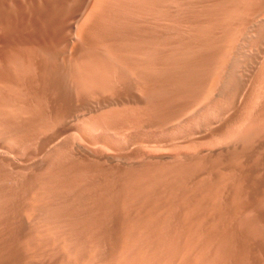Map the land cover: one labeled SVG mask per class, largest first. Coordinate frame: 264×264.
Listing matches in <instances>:
<instances>
[{
  "label": "rangeland",
  "instance_id": "obj_1",
  "mask_svg": "<svg viewBox=\"0 0 264 264\" xmlns=\"http://www.w3.org/2000/svg\"><path fill=\"white\" fill-rule=\"evenodd\" d=\"M263 10L264 0H148V2L147 0H0V156L2 159H0V199L3 200V202L0 200V238L2 239H0V264H71L72 259L73 261L76 259L78 262L87 260L85 263L89 264L97 255L100 256L99 259L97 258L98 256L96 257V259L100 261V264H152L151 261L154 258L156 259H154L153 262L157 260V264L158 261H160L161 264H192L193 261L194 264H264ZM129 12L131 14H129ZM151 12L154 15L151 14ZM124 15L125 17L129 16L125 18L123 17ZM234 15H236V17ZM120 17H123L125 20ZM238 17H241L240 21L236 20L239 19ZM35 20L38 23H35ZM241 20L247 24L244 25ZM178 21L179 23H177ZM9 23L10 25L12 23V25L17 24L18 30H20L19 32L17 30L19 35L17 32L15 33L17 37L19 36V40L22 41L17 45H7L2 42V38L5 35H10ZM210 24H212V26ZM34 25L37 27L35 26L36 28H33ZM243 25L244 29H240L243 28ZM83 28H85V30ZM238 29L241 32H239ZM37 31H39L40 34L37 33ZM248 31L250 33H248ZM50 32H52V34H50ZM76 37L78 38L77 40H75ZM233 37L234 40L236 38L235 43H233ZM249 37L250 39H248ZM73 41L75 43H73ZM72 43L75 45L72 46ZM61 47L63 48L61 49ZM231 51L233 53H231ZM51 54L56 56H52ZM64 55L67 57H63ZM60 56L62 58H60ZM84 57L87 59H84ZM101 57L103 59H101ZM83 59L85 61L82 63ZM92 59H94V61L96 59L97 61L94 62ZM45 62H51L52 64L47 63L49 65H47L48 68H46ZM247 62L249 64H247ZM104 63L106 65H104ZM77 65L79 68H77ZM112 66L114 68H112ZM255 66L257 69L254 68ZM108 67L111 72H115L109 74L111 72H109ZM22 69L25 74L21 75L19 73H22ZM27 69L32 72H29ZM39 69H41V71ZM45 69L48 71H45ZM97 69L100 71H97ZM12 71L14 74L13 76L12 73H10ZM15 71H17V73ZM105 71L106 75L108 73L106 77ZM124 71L128 73V76L124 75ZM130 72L134 74L131 75ZM82 73L85 74L83 75ZM118 73L120 74L118 75ZM35 74L37 75L35 76ZM95 74H99V77L94 76ZM86 75L87 78H85ZM100 75L103 77L102 80L100 79ZM114 76L116 77L115 79ZM132 76L134 79L130 81L133 78ZM43 77L44 79H42ZM47 77H49V80ZM214 77H216V79ZM104 78L109 80H105ZM22 79L26 81L24 80L23 82ZM247 79L248 82H246ZM43 81L47 83L45 82V84ZM107 81L109 83H107ZM32 82L34 86H32ZM90 82L92 85H89ZM92 82H94V84ZM100 82L101 84L99 85ZM36 85L39 86L37 87L38 89L35 88ZM199 85H204L208 89L204 87V90L202 87H199ZM44 86L46 87L44 88ZM120 86L121 88L124 86L125 89H120ZM196 86H198L199 89L198 87L196 88ZM42 87L46 91H44ZM51 89L55 91V96ZM79 89L83 91L81 90L80 92ZM206 89L209 90V92L206 91ZM34 90L36 91L33 93ZM88 90H90V92ZM104 91L107 94H104ZM72 92H75V94ZM20 94L22 96H20ZM66 94L68 95L67 97H65ZM189 95L192 98H190ZM203 96L206 100L203 99ZM24 99H26V101ZM36 100H38V102L40 100L41 103L39 102L38 104ZM47 106L48 109L45 108ZM185 106L187 108H185ZM225 108H227V110ZM40 109L42 111H40ZM50 110L52 112L49 113ZM36 112H38V115H36ZM29 113L32 115H29ZM65 114L67 117H65ZM31 131L34 133V136L30 134L32 133ZM224 139L227 140L225 141ZM187 165L189 167H186ZM31 166L33 169H30ZM21 167L22 172L20 171ZM169 167L170 169L172 167L170 171L173 172L169 171ZM79 169L81 170L79 171ZM188 170L191 171L189 172ZM7 171H9V173H7ZM201 176L202 180L200 184V182L198 183L197 181L201 179ZM219 177L224 178H221V180L223 179L222 182ZM81 180L84 181L82 182ZM79 181L81 184H84L81 185ZM226 183L228 186L225 185ZM216 184H218V187ZM222 184L223 186H221ZM123 185L127 186L124 187ZM239 185H241V188L238 187ZM236 186L237 189L239 188L238 190ZM127 187H129L130 190H127ZM218 188L221 189V191H219ZM38 189L39 191H37ZM197 189H199V191ZM216 189L217 191H215ZM180 192L181 194H179ZM183 193L184 196L182 195ZM251 193L252 195H250ZM210 194L211 196H209ZM33 195L41 197L42 202L33 201L32 203L31 197ZM219 198L220 201L218 200ZM185 199L186 201L184 203L181 202ZM195 199L197 201H195ZM195 202H197L196 207L194 206ZM108 203L110 205H108ZM181 205H184V207H181ZM197 205L200 207L201 212L198 211L199 208ZM214 205L217 207H214ZM158 206L160 207L158 208ZM243 206L245 209H243ZM40 207H42V209ZM185 207H187V209ZM54 208H56V211ZM28 209L33 210V218L30 222H27L24 218L27 211H29ZM190 210L192 212L194 210V214ZM164 211L166 214H163ZM175 211H177L175 213L176 216L173 215ZM196 211H198V213ZM218 212L222 213L221 217L218 216ZM246 214L250 215L247 216ZM166 216L168 217L166 218ZM173 216L174 218H172ZM210 216L211 219L209 218ZM149 218L153 221L148 220ZM63 220L64 224L62 223ZM186 221L187 223H185ZM193 221L197 223L194 224ZM40 222L43 224L40 225ZM24 224L30 225V230L32 229L30 233L28 232L30 235L22 233L23 228L21 227H23L22 225ZM36 226H40V229ZM41 226L45 227V229L43 227L44 231L47 226L48 230L45 231L48 232L47 234L41 230ZM158 226H160V229ZM201 226L204 227L202 228ZM163 229L165 231H162ZM37 232L39 233V237L38 234H36ZM41 232L42 235H40ZM130 233H132V235L134 234V237L131 236ZM163 233L165 235L167 233L171 235L168 234L164 236ZM183 233L184 235H182ZM205 233L207 234L205 235ZM31 234H33V236H31ZM54 234L57 237H54ZM9 235L10 237H8ZM43 235L46 236L44 237ZM52 235L54 236L52 237ZM130 236L131 238H129ZM161 236L163 237L161 238ZM225 236H227V238ZM42 237L46 238L45 243H43L44 240L41 239ZM54 239H59L55 241L58 246L54 245ZM128 239L131 240L130 244L129 242L127 243L129 245L126 244V241H129ZM31 240H33V242H31ZM37 240V243L41 244L42 247H38V244L33 245V243L36 244L35 241ZM50 240L52 242H50ZM141 240L144 242L140 243ZM48 241L49 247L46 244ZM58 241L61 243L58 244ZM165 242L168 245H164ZM184 243L195 248L193 249L194 254L192 257L195 256L197 259H195V257H191V259L187 256L183 246ZM21 244L24 249H22ZM120 244H126L130 255L119 254L116 248H118ZM247 244L250 245L248 246ZM258 244H261L262 247ZM27 245H29L30 251L34 249L38 252V255H33L36 253L33 250L34 253L31 252L32 254H30L28 251L29 256H27V252L24 251L29 250L26 248ZM51 245H54L55 249L58 247L57 249H59V251L56 249L55 253V249L53 250V246ZM87 245L94 246V249ZM12 247L14 250L17 249L16 247L21 249L19 251L18 249L14 251ZM113 247H115V249H113ZM256 247H260L261 249ZM10 249L11 252L9 251ZM38 249H41V251ZM84 249L87 250V254ZM78 250L81 251L79 252ZM90 250H94V253ZM153 250L157 252H152ZM46 251L48 253H46ZM39 252H43L44 255H47L43 256V254ZM49 253H51L50 256L48 255ZM184 253L186 256H184ZM249 253L250 256L247 255ZM31 255L33 258L30 257ZM79 255L80 257H78ZM52 256H55L53 260L51 258ZM73 256L76 257L73 258ZM234 256L235 258H233ZM89 257L92 259H89ZM80 258L82 260H80ZM188 258L191 260H187ZM184 259H186V263L183 261ZM32 260L34 261L32 262ZM247 260L250 262H247ZM16 261H18V263Z\"/></svg>",
  "mask_w": 264,
  "mask_h": 264
},
{
  "label": "bare ground",
  "instance_id": "obj_2",
  "mask_svg": "<svg viewBox=\"0 0 264 264\" xmlns=\"http://www.w3.org/2000/svg\"><path fill=\"white\" fill-rule=\"evenodd\" d=\"M31 1H32V0H31ZM63 1H64V0H63ZM92 1H93V0H92ZM107 1H108V0H107ZM117 1H118V0H117ZM19 2H20V1H19ZM105 2H106V1H105ZM110 2H111V1H110ZM147 2H148V0H147ZM251 2H252V1H251ZM256 2H257V1H256ZM64 3H65V2H64ZM77 3H78V2H77ZM113 3H114V2H113ZM118 3H119V2H118ZM139 4H140V3H139ZM258 4H259V3H258ZM132 5H133V4H132ZM73 7H74V6H73ZM88 7H89V6H88ZM88 7H87V8H88ZM133 7H134V6H133ZM252 7H255V6H252ZM69 8H70V7H69ZM89 8H90V7H89ZM135 8H136V7H135ZM143 8H144V7H143ZM22 9H23V8H22ZM108 9H109V8H108ZM128 9H129V8H128ZM136 9H137V8H136ZM148 9H150V8H148ZM85 10H86V9H85ZM153 10H154V9H153ZM155 10H156V9H155ZM164 10H165V9H164ZM216 10H217V9H216ZM136 11H137V10H136ZM148 11H149V10H148ZM156 11H157V10H156ZM214 11H215V10H214ZM13 12H14V11H13ZM37 12H38V11H37ZM116 12H117V11H116ZM146 12H147V11H146ZM152 12H153V11H152ZM152 12H151V14L154 13V12H153V13H152ZM263 12H264V10H263ZM8 13H9V12H8ZM53 13H54V12H53ZM119 13H120V11H119ZM122 13H123V12H122ZM136 13H137V12H136ZM234 13H235V12H234ZM246 13H247V12H246ZM9 14H10V13H9ZM98 14H99V13H98ZM129 14H131V13L129 12ZM145 14H146V13H145ZM219 14H220V13H219ZM219 14H218V16H219ZM240 14H241V13H240ZM244 14H245V13H244ZM258 14H259V13H258ZM260 14H261V13H260ZM263 14H264V13H263ZM27 15H28V14H27ZM105 15H106V13H105ZM117 15H118V14H117ZM153 15H154V14H153ZM155 15H156V14H155ZM220 15H222V14H220ZM241 15H243V14H241ZM253 15H254V14H253ZM87 16H88V15H87ZM107 16H108V14H107ZM110 16H111V15H110ZM118 16H119V15H118ZM128 16H129V15H128ZM128 16H126V17H128ZM131 16H132V15H131ZM163 16H164V15H163ZM176 16H178V15H176ZM194 16H195V15H194ZM211 16H212V15H211ZM214 16H215V15H214ZM231 16H232V15H231ZM234 16L236 17V15H234ZM239 16H240V15H239ZM262 16H263V15H262ZM123 17H125V15H124ZM123 17H122V18H123ZM126 17H125V18H126ZM146 17H147V16H146ZM149 17H150V16H149ZM209 17H210V15H209ZM212 17H213V16H212ZM235 17H234V18H235ZM256 17H257V16H256ZM258 17H259V15H258ZM0 18H1V17H0ZM19 18H20V17H19ZM88 18H89V17H88ZM101 18H103V17H101ZM110 18H111V17H110ZM120 18H121V17H120ZM122 18H121V19H122ZM129 18H130V17H129ZM213 18H214V17H213ZM217 18H218V17H217ZM238 18H239V17H238ZM242 18H243V16H242ZM29 19H30V18H29ZM80 19H81V18H80ZM115 19H116V18H115ZM121 19H120V20H121ZM123 19H124V18H123ZM151 19H152V18H151ZM220 19H221V18H220ZM222 19H223V17H222ZM240 19H241V17H240L239 19H236V20H239V21H240ZM245 19H246V18H245ZM245 19H244V20H245ZM82 20H83V19H82ZM82 20H81V21H82ZM94 20H95V19H94ZM98 20H99V19H98ZM124 20H125V19H124ZM128 20H131V19H128ZM138 20H139V19H138ZM178 20H179V19H178ZM194 20H195V19H194ZM20 21H21V20H20ZM20 21H19V22H20ZM35 21H36V20H35ZM54 21H55V20H54ZM61 21H62V20H61ZM78 21H79V20H78ZM92 21H93V20H92ZM103 21H104V20H103ZM106 21H107V19H106ZM192 21H193V20H192ZM192 21H191V22H192ZM241 21L243 22V20H241ZM245 21H246V20H245ZM247 21H248V19H247ZM13 22H14V21H13ZM19 22H18V23H19ZM99 22H100V21H99ZM114 22H115V21H114ZM127 22H129V21H127ZM157 22H158V21H157ZM175 22H176V21H175ZM201 22H202V21H201ZM211 22H212V21H211ZM242 22H241V24H242ZM32 23H33V21H32ZM35 23H38V22L36 21ZM57 23H58V22H57ZM77 23H78V22H77ZM82 23H83V22H82ZM97 23H98V22H97ZM108 23H110V22H108ZM120 23H122V22H120ZM151 23H152V22H151ZM177 23H179V21H178ZM196 23H197V22H196ZM243 23H244V22H243ZM12 24H13V23H12ZM12 24L10 25V23H9V25H8V26H9V29H10V35H9V36L5 35V36H7V37L4 36V37L2 38V42L5 43V44H7V45H14V44L17 45L18 43L22 42V41L19 40V36L17 37V35H15V33H16L17 30H18V25H17V24L12 25ZM29 24H30V23H29ZM78 24H79V23H78ZM85 24H86V23H85ZM102 24H103V23H102ZM102 24H101V25H102ZM153 24H154V22H153ZM245 24H247V23H244V25H245ZM257 24H258V23H257ZM261 24H262V22H261ZM37 25H38V24H37ZM39 25H40V24H39ZM62 25H63V24H62ZM72 25H73V24H72ZM104 25H105V24H104ZM110 25H111V24H110ZM125 25H127V24H125ZM158 25H159V22H158ZM176 25H177V24H176ZM190 25H191V23H190ZM210 25L212 26V24H210ZM215 25H216V22H215ZM219 25H220V24H219ZM224 25H225V24H224ZM244 25H243V28H240V29H244ZM20 26H21V25H20ZM31 26H32V24H31ZM35 26H36V25H34L33 28H36V27H37V26H36V27H35ZM41 26H42V25H41ZM41 26H39V27H41ZM111 26H112V25H111ZM114 26H115V25H114ZM138 26H139V25H138ZM220 26H221V25H220ZM1 27H2V26H1ZM43 27H44V25H43ZM78 27H79V26H78ZM78 27H77V28H78ZM104 27H105V26H104ZM123 27H124V26H123ZM152 27H153V26H152ZM239 27H240V26H239ZM31 28H32V27H31ZM79 28H80V27H79ZM97 28H98V27H97ZM114 28H115V27H114ZM157 28H158V27H157ZM178 28H179V27H178ZM226 28H227V27H226ZM50 29H51V28H50ZM58 29H59V28H58ZM83 29L85 30V28H83ZM86 29H87V27H86ZM104 29H105V28H104ZM149 29H150V28H149ZM152 29H153V28H152ZM200 29H201V28H200ZM236 29H237V28H236ZM6 30H7V29H6ZM34 30H35V29H34ZM37 30H38V29H37ZM39 30H40V29H39ZM42 30H43V29H42ZM92 30H93V29H92ZM92 30H91V31H92ZM238 30H239V29H238ZM19 31H20V30H18V32H19ZM43 31H44V30H43ZM57 31H58V30H57ZM70 31H71V30H70ZM70 31H69V33H70ZM76 31H78V30H76ZM89 31H90V30H89ZM101 31H103V30H101ZM106 31H107V30H106ZM157 31H158V30H157ZM203 31H204V30H203ZM205 31H207V30H205ZM231 31H232V30H231ZM18 32H17V34H18ZM224 32H227V31H224ZM236 32H237V31H236ZM236 32H235V33H236ZM239 32H241V31L239 30ZM251 32H252V31H251ZM261 32H262V31H261ZM37 33H39V31H37ZM46 33H47V31H46ZM84 33H85V32H84ZM203 33H204V32H203ZM237 33H238V32H237ZM248 33H250V32L248 31ZM252 33H253V32H252ZM39 34H40V33H39ZM43 34H45V33H43ZM50 34H52V32H50ZM50 34H49V35H50ZM60 34H62V33H60ZM72 34H73V33H72ZM76 34H77V33H76ZM92 34H93V32H92ZM105 34H106V32H105ZM108 34H109V33H108ZM207 34H208V33H207ZM224 34H225V33H224ZM18 35H19V34H18ZM41 35H42V34H41ZM41 35H40V36H41ZM67 35H68V34H67ZM70 35H71V34H70ZM82 35H83V34H82ZM94 35H95V34H94ZM118 35H119V34H118ZM159 35H160V34H159ZM174 35H175V34H174ZM233 35H234V34H233ZM235 35H239V34H235ZM44 36H45V35H44ZM54 36H55V34H54ZM54 36H53V37H54ZM56 36H57V34H56ZM77 36H78V35H77ZM83 36H84V35H83ZM83 36H82V37H83ZM87 36H88V35H87ZM131 36H132V35H131ZM245 36H246V35H245ZM95 37H96V36H95ZM98 37H99V36H98ZM162 37H163V36H162ZM194 37H196V36H194ZM199 37H200V36H199ZM201 37H202V36H201ZM234 37H235V36H234ZM234 37H233V40H234ZM46 38H47V36H46ZM48 38H49V37H48ZM56 38H57V37H56ZM73 38H74V37H73ZM73 38H72V39H73ZM92 38H93V37H92ZM92 38H91V39H92ZM117 38H118V36H117ZM122 38H123V37H122ZM124 38H125V37H124ZM252 38H253V37H252ZM72 39H71V40H72ZM77 39H78V38L76 37L75 40H77ZM88 39H89V38H88ZM103 39H104V38H103ZM195 39H196V38H195ZM197 39H198V38H197ZM213 39H214V38H213ZM242 39H243V38H242ZM242 39H241V40H242ZM248 39H250V37H249ZM117 40H118V39H117ZM207 40H208V39H207ZM235 40H236V38H235ZM235 40H234L233 43H235ZM0 41H1V39H0ZM104 41H105V40H104ZM122 41H123V40H122ZM222 41H223V40H222ZM243 41H244V40H243ZM254 41H255V40H254ZM163 42H164V41H163ZM165 42H166V41H165ZM249 42H250V41H249ZM73 43H75V42L73 41ZM73 43H72V46L75 45V44H73ZM91 43H92V42H91ZM94 43H95V42H94ZM96 43H98V42H96ZM109 43H110V42H109ZM113 43H114V42H113ZM140 43H141V42H140ZM167 43H168V42H167ZM205 43H206V42H205ZM211 43H212V42H211ZM220 43H221V42H220ZM99 44H100V42H99ZM116 44H117V43H116ZM171 44H172V43H171ZM199 44H200V42H199ZM206 44H207V43H206ZM212 44H213V43H212ZM241 44H242V42H241ZM135 45H136V44H135ZM210 45H211V44H210ZM223 45H224V44H223ZM234 45H235V44H234ZM132 46H133V45H132ZM172 46H173V45H172ZM206 46H208V45H206ZM218 46H219V45H218ZM242 46H243V45H242ZM251 46H252V45H251ZM0 47H1V46H0ZM104 47H105V46H104ZM115 47H116V46H115ZM187 47H188V46H187ZM244 47H245V46H244ZM37 48H38V47H37ZM51 48H53V47H51ZM62 48H63V47H61V49H62ZM69 48H70V47H69ZM86 48H87V47H86ZM175 48H176V47H175ZM229 48H230V45H229ZM234 48H235V46H234ZM262 48H263V47H262ZM14 49H15V48H14ZM58 49H59V48H58ZM92 49H94V48H92ZM108 49H109V48H108ZM132 49H134V48H132ZM140 49H141V48H140ZM173 49H174V48H173ZM203 49H204V48H203ZM225 49H226V48H225ZM241 49H242V48H241ZM35 50H36V49H35ZM50 50H51V49H50ZM50 50H49V51H50ZM85 50H86V49H85ZM88 50H89V49H88ZM95 50H96V49H95ZM103 50H104V49H103ZM110 50H111V49H110ZM118 50H119V49H118ZM144 50H145V49H144ZM209 50H210V49H209ZM239 50H240V49H239ZM239 50H238V52H239ZM258 50H260V49H258ZM26 51H27V50H26ZM37 51H39V50H37ZM53 51H54V50H53ZM57 51H58V50H57ZM69 51H70V50H69ZM97 51H98V50H97ZM137 51H138V50H137ZM160 51H161V50H160ZM188 51H189V50H188ZM39 52H40V51H39ZM72 52H73V50H72ZM103 52H104V51H103ZM122 52H123V51H122ZM176 52H177V51H176ZM240 52H241V51H240ZM13 53H14V52H13ZM44 53H45V52H44ZM231 53H233V52L231 51ZM255 53H256V52H255ZM67 54H68V52H67ZM75 54H79V53H75ZM93 54H94V53H93ZM98 54H99V53H98ZM112 54H113V53H112ZM115 54H116V53H115ZM136 54H137V53H136ZM142 54H143V53H142ZM212 54H213V53H212ZM10 55H11V54H10ZM44 55H45V54H44ZM51 55H52V54H51ZM59 55H60V54H59ZM195 55H197V54H195ZM219 55H220V54H219ZM219 55H218V56H219ZM235 55H236V54H235ZM1 56H2V55H1ZM52 56H56V55H52ZM69 56H70V54H69ZM71 56H72V55H71ZM73 56H74V55H73ZM79 56H80V55H79ZM91 56H92V55H91ZM98 56H99V55H98ZM124 56H125V55H124ZM175 56H176V55H175ZM252 56H253V55H252ZM43 57H44V56H43ZM57 57H58V56H57ZM63 57H67V56L64 55ZM80 57H81V56H80ZM86 57H87V56H86ZM86 57H84V59H85ZM125 57H126V56H125ZM193 57H194V56H193ZM238 57H239V55H238ZM260 57H261V56H260ZM22 58H23V57H22ZM50 58H51V57H50ZM50 58H49V59H50ZM60 58H62V57L60 56ZM70 58H71V57H70ZM72 58H73V57H72ZM87 58H89V57H87ZM87 58H86V59H87ZM90 58H92V57H90ZM179 58H180V57H179ZM194 58H195V57H194ZM212 58H213V57H212ZM234 58H235V57H234ZM247 58H249V57H247ZM262 58H263V57H262ZM30 59H31V58H30ZM42 59H43V58H42ZM45 59H46V58H45ZM80 59H81V58H80ZM84 59H83V61H82V60H80V61H82V63H83V62L85 61ZM97 59H98V58H97ZM101 59H103V58L101 57ZM101 59H100V60H101ZM107 59H108V58H107ZM24 60H25V59H24ZM43 60H44V59H43ZM47 60H48V59H47ZM56 60H57V59H56ZM64 60H65V59H64ZM92 60L94 61V59H92ZM143 60H144V59H143ZM227 60H229V59H227ZM36 61H37V60H36ZM36 61H35V62H36ZM44 61H45V60H44ZM48 61H49V60H48ZM52 61H53V60H52ZM69 61H70V59H69ZM78 61H79V60H78ZM78 61H77V62H78ZM95 61H97V60L95 59ZM95 61H94V62H95ZM98 61H99V60H98ZM162 61H163V60H162ZM217 61H218V60H217ZM250 61H251V60H250ZM256 61H258V60H256ZM25 62H26V61H25ZM42 62H43V61H42ZM53 62H54V61H53ZM103 62H104V61H103ZM200 62H201V61H200ZM239 62H240V61H239ZM243 62H244V61H243ZM260 62H261V61H260ZM33 63H34V62H33ZM47 63H49V62H45V64H46V68H48L47 65L52 64L51 62H50L49 64H47ZM82 63H81V64H82ZM90 63H91V62H90ZM96 63H98V62H96ZM99 63H100V62H99ZM109 63H110V62H109ZM114 63H115V62H114ZM131 63H132V62H131ZM146 63H147V62H146ZM181 63H182V62H181ZM212 63H213V62H212ZM251 63H253V62H251ZM254 63H255V62H254ZM37 64H38V63H37ZM41 64H42V63H41ZM45 64H44V65H45ZM71 64H72V63H71ZM86 64H87V63H86ZM142 64H143V63H142ZM199 64H200V63H199ZM225 64H226V63H225ZM240 64H241V62H240ZM243 64H244V63H243ZM247 64H249V63L247 62ZM247 64H246V65H247ZM258 64H260V63H258ZM22 65H23V64H22ZM34 65H36V64H34ZM55 65H56V64H55ZM75 65H76V64H75ZM101 65H102V64H101ZM104 65H106V64L104 63ZM108 65H109V64H108ZM111 65H112V64H111ZM117 65H118V64H117ZM190 65H191V64H190ZM197 65H198V64H197ZM206 65H207V64H206ZM210 65H211V64H210ZM262 65H263V64H262ZM262 65H261V66H262ZM24 66H25V65H24ZM36 66H37V65H36ZM77 66H78V65H77ZM82 66H83V64H82ZM113 66H114V65H113ZM113 66H112V68H114ZM215 66H216V65H215ZM217 66H218V65H217ZM257 66H258V65H257ZM26 67H27V66H26ZM41 67H42V66H41ZM49 67H50V66H49ZM59 67H60V66H59ZM71 67H72V66H71ZM73 67H74V65H73ZM73 67H72V68H73ZM106 67H107V66H106ZM147 67H148V66H147ZM247 67H249V66H247ZM247 67H246V68H247ZM18 68H19V67H18ZM20 68H21V66H20ZM23 68H24V67H23ZM29 68H30V67H29ZM33 68H34V67H33ZM37 68H38V67H37ZM44 68H45V67H44ZM72 68H71V69H72ZM77 68H79V66H78ZM80 68H81V67H80ZM83 68H84V66H83ZM108 68H109V67H108ZM112 68H111V69H112ZM121 68H125V67H121ZM213 68H214V67H213ZM244 68H245V67H244ZM251 68H252V67H251ZM254 68L257 69L256 66H255ZM259 68H260V66H259ZM15 69H17V68H15ZM41 69H42V68H41ZM41 69H39V70L41 71ZM73 69H75V68H73ZM147 69H148V68H147ZM204 69H205V68H204ZM207 69H208V68H207ZM211 69H212V68H211ZM211 69H210V70H211ZM222 69H223V67H222ZM234 69H235V68H234ZM13 70H14V69H13ZM18 70H19V69H18ZM18 70H17V71H18ZM20 70H21V69H20ZM27 70L29 71V69H27ZM43 70H44V69H43ZM43 70H42V72H43ZM50 70H51V69H50ZM63 70H64V69H63ZM95 70H96V69H95ZM98 70H99V69H97V71H98ZM113 70H114V69H113ZM167 70H168V69H167ZM195 70H196V69H195ZM212 70H213V69H212ZM242 70H243V68H242ZM242 70H241V71H242ZM251 70H252V69H251ZM17 71H15V72L17 73ZM45 71H48V70L45 69ZM78 71H79V70H78ZM93 71H94V70H93ZM93 71H91V72H93ZM99 71H100V70H99ZM116 71H117V69H116ZM207 71H208V70H207ZM221 71H222V70H221ZM221 71H220V72H221ZM231 71H232V70H231ZM19 72H20V71H19ZM29 72H32V71H29ZM42 72H41V73H42ZM63 72H64V71H63ZM73 72H74V71H73ZM94 72H95V71H94ZM109 72H111L110 68H109ZM113 72H115V71H112V72L109 73V74H112ZM117 72H118V71H117ZM117 72H116V73H117ZM121 72H122V71H121ZM124 72H125L124 75H127V74H128L126 71H124ZM147 72H148V71H147ZM176 72H177V71H176ZM239 72H240V71H239ZM245 72H247V71H245ZM248 72H249V69H248ZM252 72H253V71H252ZM10 73H12V76L14 75V74H13V71L10 72ZM27 73H28V72H27ZM27 73H26V74H27ZM33 73H34V72H33ZM37 73H38V71H37ZM43 73H44V72H43ZM100 73H101V72H100ZM100 73H99V74H100ZM104 73H105V77H106V76L108 75V73H107V75H106V71H105ZM180 73H181V72H180ZM210 73H211V72H210ZM231 73H232V72H231ZM240 73H241V72H240ZM253 73H254V72H253ZM19 74H21V75H22V74H25V72L23 71V69H22V73L20 72ZM66 74H67V73H66ZM79 74H80V73H79ZM79 74H78V76H79ZM82 74L84 75L85 73H82ZM93 74H94V73H93ZM93 74H92V75H93ZM99 74H98V75H99ZM119 74H120V73H118V75H119ZM130 74L132 75V74H134V73H131V72H130ZM135 74H136V73H135ZM212 74H213V73H212ZM238 74H239V73H238ZM249 74H251V73H249ZM254 74H255V73H254ZM15 75H16V74H15ZM29 75H30V73H29ZM33 75H34V74H33ZM33 75H32V76H33ZM36 75H37V74H35V76H36ZM88 75H89V74H88ZM98 75L95 74L94 76L99 77ZM149 75H150V74H149ZM230 75H231V74H230ZM234 75H235V74H234ZM246 75H247V74H246ZM23 76H24V75H23ZM23 76H22V77H23ZM75 76H77V75H75ZM80 76H81V75H80ZM102 76H103V73H102ZM121 76H122V75H121ZM127 76H128V75H127ZM134 76H135V75H134ZM139 76H140V75H139ZM208 76H209V73H208ZM218 76H219V75H218ZM248 76H249V75H248ZM248 76H247V77H248ZM254 76H255V75H254ZM4 77H5V76H4ZM22 77H20V78H22ZM28 77H30V76H28ZM45 77H46V76H45ZM67 77H68V76H67ZM72 77H73V76H72ZM83 77H84V76H83ZM88 77H89V76H88ZM100 77H101V75H100ZM109 77H111V76H109ZM109 77H107V78H109ZM116 77L118 78L117 75H116ZM116 77L114 76V79H115ZM129 77H130V76H129ZM132 77H133V76H132ZM140 77H141V76H140ZM169 77H170V76H169ZM177 77H178V76H177ZM219 77H220V76H219ZM240 77H242V76H240ZM243 77H244V76H243ZM247 77H246V78H247ZM16 78H17V77H16ZM23 78H24V77H23ZM47 78H48V80H49V77H47ZM63 78H64V77H63ZM85 78H87V75H86ZM102 78H103V77H101L100 79L102 80ZM107 78H106V79H107ZM124 78H125V77H124ZM127 78H128V77H127ZM136 78H137V77H136ZM214 78L216 79V77H214ZM14 79H15V78H14ZM27 79H28V78H27ZM32 79H33V77H32ZM35 79H36V77H35ZM42 79H44V77H43ZM70 79H71V78H70ZM73 79H74V77H73ZM75 79H76V77H75ZM98 79H99V78H98ZM104 79H105V78H104ZM106 79H105V80H106ZM109 79H110V78H109ZM109 79H107V80H109ZM133 79H134V77H133L130 81H132ZM145 79H146V78H145ZM188 79H189V78H188ZM252 79H253V78H252ZM22 80H23V79H22ZM24 80H25V79H24ZM24 80H23V82H24ZM38 80H39V78H38ZM46 80H47V79H46ZM53 80H54V79H53ZM136 80H137V79H136ZM151 80H152V79H151ZM154 80H155V79H154ZM172 80H173V79H172ZM194 80H195V79H194ZM219 80H220V79H219ZM253 80H254V79H253ZM16 81H18V80H16ZM25 81H26V80H25ZM29 81H30V80H29ZM33 81H34V80H33ZM99 81H100V80H99ZM112 81H113V78H112ZM116 81H117V80H116ZM123 81H124V80H123ZM123 81H122V83H123ZM137 81H138V80H137ZM137 81H135V82H137ZM181 81H182V80H181ZM184 81H185V80H184ZM235 81H236V80H235ZM242 81H243V80H242ZM14 82H15V81H14ZM36 82H37V81H36ZM38 82H39V81H38ZM43 82L45 83L46 81H43ZM48 82H49V81H48ZM57 82H58V81H57ZM103 82H104V81H103ZM125 82H126V81H125ZM133 82H134V81H133ZM155 82H156V81H155ZM191 82H192V81H191ZM244 82H245V81H244ZM246 82H248V79H247ZM250 82H251V80H250ZM32 83H33V82H32ZM32 83H30V84H32ZM40 83H42V82H40ZM46 83H47V82H46ZM46 83H45V84H46ZM92 83L94 84V82H92ZM107 83H109V82L107 81ZM110 83H111V82H110ZM218 83H219V82H218ZM235 83H236V82H235ZM36 84H37V83H36ZM38 84H39V83H38ZM90 84H91V82L89 83V85H90ZM100 84H101V82L99 83V85H100ZM104 84H105V82H104ZM104 84H103V85H104ZM123 84H124V83H123ZM136 84H137V83H136ZM138 84H139V83H138ZM189 84H190V83H189ZM201 84H203V83H201ZM241 84H243V83H241ZM245 84H247V83H245ZM56 85H57V84H56ZM91 85H92V84H91ZM96 85H98V84H96ZM106 85H108V84H106ZM109 85H110V84H109ZM119 85H120V84H119ZM128 85H129V84H128ZM152 85H153V84H152ZM205 85H206V84H205ZM223 85H224V84H223ZM230 85H231V84H230ZM232 85H233V84H232ZM243 85H244V84H243ZM243 85H242V86H243ZM249 85H250V84H249ZM249 85H248V86H249ZM1 86H2V85H1ZM26 86H27V84H26ZM28 86H29V85H28ZM32 86H34V83H33ZM40 86H41V85H40ZM57 86H58V85H57ZM93 86H94V85H93ZM125 86H126V85H125ZM138 86H139V85H138ZM169 86H170V85H169ZM169 86H168V87H169ZM206 86H207V85H206ZM206 86H204V85H203V86H200V85H199V87H202L203 89H204V87H205V88L209 87V86H207V87H206ZM219 86H220V85H219ZM242 86H241V87H242ZM246 86H247V85H246ZM3 87H4V86H3ZM37 87H39V86L36 85L35 88H37ZM45 87H46V86H44V88H45ZM99 87H100V86H99ZM102 87H103V86H102ZM116 87H117V84H116ZM127 87H128V86H127ZM130 87H131V86H130ZM162 87H163V86H162ZM171 87H172V86H171ZM175 87H176V86H175ZM197 87H198V86H196V88H197ZM199 87H198V89H199ZM40 88H41V87H40ZM42 88H43V87H42ZM44 88H43V90H44ZM47 88H48V87H47ZM81 88H82V87H81ZM107 88H108V87H107ZM109 88H110V86H109ZM119 88H120V89H122V88L125 89L124 86H123L122 88H121V86H120ZM119 88H118V89H119ZM219 88H220V87H219ZM37 89H38V88H37ZM69 89H70V88H69ZM87 89H88V88H87ZM102 89H103V88H102ZM105 89H106V88H105ZM129 89H130V88H129ZM129 89H128V90H129ZM149 89H150V88H149ZM179 89H180V88H179ZM190 89H191V88H190ZM207 89H208V88H207ZM207 89H206V91L209 92V90H207ZM220 89H221V88H220ZM228 89H229V88H228ZM247 89H248V88H247ZM15 90H16V89H15ZM43 90H42V91H43ZM51 90H52V89H51ZM81 90H82V89H79L80 92H81ZM108 90H109V89H108ZM150 90H151V89H150ZM154 90H155V89H154ZM204 90H205V89H204ZM8 91H9V89H8ZM12 91H13V90H12ZM35 91H36V90H34L33 93H34ZM44 91H46V90H44ZM49 91H50V90H49ZM49 91H47V92H49ZM52 91H53V90H52ZM82 91H83V90H82ZM88 91L90 92V90H88ZM91 91H92V90H91ZM99 91H100V90H99ZM144 91H145V90H144ZM147 91H148V90H147ZM181 91H182V90H181ZM191 91H192V90H191ZM201 91H202V90H201ZM216 91H217V90H216ZM256 91H257V90H256ZM13 92H14V91H13ZM13 92H12V94H13ZM30 92H31V91H30ZM30 92H29V94H30V96H31V93H30ZM39 92H40V91H39ZM53 92H54V96H55V91H53ZM93 92H94V91H93ZM111 92H113V91H111ZM168 92H169V91H168ZM168 92H167V93H168ZM208 92H207V93H208ZM242 92H243V91H242ZM60 93H61V92H60ZM72 93L75 94V92H72ZM72 93H71V94H72ZM129 93H130V92H129ZM169 93H170V92H169ZM171 93H172V92H171ZM174 93H175V92H174ZM181 93H182V92H181ZM187 93H188V92H187ZM195 93H196V92H195ZM224 93H225V92H224ZM245 93H247V92H245ZM24 94H25V93H24ZM24 94H23V96H24ZM27 94H28V92H27ZM36 94H37V93H36ZM49 94H50V93H49ZM95 94H96V93H95ZM99 94H100V93H99ZM104 94H107V93L104 91ZM184 94H186V93H184ZM197 94H198V93H197ZM243 94H244V93H243ZM14 95H15V94H14ZM42 95H43V94H42ZM79 95H80V93H79ZM88 95H89V94H88ZM127 95H128V94H127ZM152 95H153V94H152ZM175 95H177V94H175ZM178 95H179V94H178ZM191 95H192V94H191ZM231 95H233V94H231ZM240 95H241V94H240ZM20 96H22V95L20 94ZM20 96H19V97H20ZM30 96H29V97H30ZM32 96H33V95H32ZM64 96H65V95H64ZM67 96H68V95L66 94L65 97H67ZM104 96H106V95H104ZM207 96H212V95H207ZM223 96H224V95H223ZM238 96H239V95H238ZM14 97H16V96H14ZM60 97H62V96H60ZM73 97H74V95H73ZM108 97H109V96H108ZM126 97H128V96H126ZM176 97H177V96H176ZM179 97H180V96H179ZM189 97H190V95H189ZM189 97H188V98H189ZM201 97H202V95H201ZM229 97H230V96H229ZM239 97H240V96H239ZM241 97H242V96H241ZM25 98H26V96H25ZM32 98H33V97H32ZM112 98H113V97H112ZM157 98H160V97H157ZM184 98H185V97H184ZM190 98H192V97H190ZM27 99H28V98H27ZM29 99H30V98H29ZM34 99H35V98H34ZM64 99H65V98H64ZM67 99H68V98H67ZM98 99H99V98H98ZM119 99H120V98H119ZM123 99H124V98H123ZM203 99H205L204 96H203ZM234 99H236V98H234ZM24 100L26 101V99H24ZM49 100H50V99H49ZM65 100H66V99H65ZM84 100H85V99H84ZM128 100H129V99H128ZM160 100H161V99H160ZM164 100H165V98H164ZM164 100H163V101H164ZM188 100H189V99H188ZM192 100H193V99H192ZM205 100H206V99H205ZM238 100H239V99H238ZM27 101H29V100H27ZM33 101H34V100H33ZM36 101L38 102V100H36ZM36 101H35V102H36ZM73 101H74V100H73ZM92 101H93V100H92ZM131 101H132V99H131ZM154 101H155V100H154ZM161 101H162V100H161ZM171 101H172V100H171ZM194 101H195V99H194ZM208 101H209V100H208ZM210 101H211V100H210ZM17 102H18V101H17ZM39 102H40V100H39ZM39 102H38V104H39ZM42 102H43V101H42ZM48 102H49V101H48ZM52 102H53V100H52ZM54 102H55V101H54ZM77 102H78V101H77ZM107 102H108V101H107ZM120 102H121V101H120ZM123 102H124V101H123ZM190 102H192V101H190ZM204 102H205V101H204ZM204 102H203V104H204ZM228 102H229V101H228ZM33 103H34V102H33ZM40 103H41V102H40ZM44 103H45V102H44ZM49 103H50V102H49ZM56 103H57V102H56ZM73 103H74V102H73ZM73 103H72V105H73ZM99 103H100V102H99ZM129 103H130V102H129ZM171 103H172V102H171ZM216 103H217V102H216ZM239 103H240V101H239ZM34 104H35V103H34ZM47 104H48V103H47ZM176 104H177V103H176ZM180 104H181V103H180ZM197 104H198V103H197ZM29 105H32V104H29ZM55 105H56V104H55ZM55 105H54V106H55ZM57 105H58V104H57ZM133 105H134V104H133ZM133 105H132V107H133ZM138 105H139V104H138ZM183 105H184V104H183ZM237 105H238V102H237ZM21 106H22V105H21ZM39 106H40V105H39ZM39 106H38V107H39ZM50 106H51V105H50ZM73 106H74V105H73ZM97 106H98V105H97ZM148 106H149V105H148ZM181 106H182V105H181ZM201 106H202V104H201ZM239 106H240V105H239ZM71 107H72V106H71ZM128 107H129V106H128ZM136 107H137V106H136ZM151 107H152V106H151ZM154 107H155V106H154ZM164 107H165V106H164ZM164 107H163V108H164ZM171 107H172V106H171ZM234 107H235V106H234ZM35 108H36V107H35ZM39 108H40V107H39ZM41 108H42V106H41ZM45 108L48 109V106L45 107ZM93 108H94V107H93ZM96 108H97V107H96ZM122 108H123V107H122ZM139 108H140V107H139ZM148 108H150V107H148ZM185 108H187V107L185 106ZM262 108H263V107H262ZM225 109L227 110V108H225ZM234 109H236V108H234ZM14 110H15V108H14ZM35 110H36V109H35ZM43 110H44V109H43ZM95 110H96V109H95ZM95 110H94V111H95ZM167 110H168V109H167ZM167 110H166V111H167ZM232 110H233V109H232ZM11 111H12V110H11ZM38 111H39V109H38ZM40 111H42V110L40 109ZM69 111H70V110H69ZM72 111H73V110H72ZM134 111H135V110H134ZM137 111H139V110H137ZM140 111H141V110H140ZM162 111H165V110H162ZM172 111H173V110H172ZM233 111H234V110H233ZM16 112H17V111H16ZM32 112H33V111H32ZM32 112H31V113H32ZM50 112H52V111L50 110L49 113H50ZM73 112H74V111H73ZM113 112H114V111H113ZM141 112H142V111H141ZM144 112H145V111H144ZM169 112H170V111H169ZM175 112H176V111H175ZM7 113H8V112H7ZM31 113H29V115H30ZM36 113H37L36 115H38V112H36ZM41 113H42V112H41ZM69 113H70V112H69ZM138 113H139V112H138ZM145 113H146V112H145ZM213 113H214V112H213ZM253 113H254V112H253ZM66 114H67V113H66ZM66 114H65V115H66ZM177 114H178V113H177ZM183 114H184V113H183ZM10 115H11V113H10ZM18 115H19V114H18ZM31 115H32V114H31ZM34 115H35V114H34ZM63 115H64V114H63ZM74 115H75V114H74ZM181 115H182V114H181ZM230 115H231V114H230ZM257 115H258V114H257ZM0 116H1V115H0ZM20 116H21V115H20ZM42 116H43V115H42ZM133 116H134V115H133ZM142 116H143V115H142ZM254 116H255V115H254ZM11 117H12V116H11ZM21 117H22V116H21ZM27 117H30V116H27ZM34 117H36V116H34ZM65 117H67V115H66ZM65 117H64V118H65ZM150 117H151V116H150ZM170 117H171V116H170ZM218 117H219V116H218ZM262 117H263V116H262ZM14 118H15V117H14ZM36 118H37V117H36ZM57 118H58V117H57ZM163 118H164V117H163ZM223 118H224V117H223ZM259 118H260V117H259ZM21 119H22V118H21ZM21 119H20V120H21ZM45 119H46V118H45ZM65 119H66V118H65ZM147 119H148V118H147ZM158 119H159V118H158ZM161 119H162V117H161ZM257 119H258V118H257ZM257 119H256V120H257ZM260 119H261V118H260ZM260 119H259V120H260ZM17 120H18V119H17ZM36 120H37V119H36ZM49 120H50V119H49ZM77 120H78V119H77ZM33 121H34V120H33ZM52 121H53V120H52ZM54 121H55V120H54ZM64 121H65V120H64ZM230 121H231V120H230ZM260 121H261V120H260ZM42 122H43V121H42ZM45 122H46V121H45ZM45 122H44V123H45ZM50 122H51V121H50ZM71 122H72V121H71ZM111 122H112V121H111ZM180 122H181V121H180ZM254 122H256V121H254ZM17 123H18V122H17ZM20 123H22V122H20ZM20 123H19V125H20ZM48 123H49V122H48ZM53 123H55V122H53ZM139 123H140V122H139ZM142 123H143V122H142ZM178 123H179V122H178ZM223 123H224V121H223ZM260 123H261V122H260ZM11 124H12V123H11ZM35 124H36V122H35ZM42 124H43V123H42ZM51 124H52V123H51ZM55 124H56V123H55ZM63 124H64V123H63ZM135 124H136V123H135ZM174 124H175V123H174ZM253 124H254V123H253ZM261 124H262V123H261ZM130 125H131V124H130ZM132 125H133V124H132ZM141 125H142V124H141ZM234 125H235V124H234ZM255 125H256V124H255ZM21 126H22V125H21ZM48 126H49V125H48ZM48 126H47V127H48ZM106 126H107V125H106ZM136 126H137V125H136ZM138 126H139V125H138ZM156 126H157V125H156ZM244 126H245V125H244ZM244 126H243V127H244ZM258 126H259V125H258ZM31 127H32V126H31ZM40 127H41V126H40ZM142 127H143V126H142ZM158 128H159V127H158ZM233 128H234V126H233ZM32 129H33V128H32ZM43 129H44V127H43ZM136 129H137V127H136ZM214 129H215V128H214ZM217 129H218V128H217ZM234 129H235V128H234ZM246 129H247V128H246ZM258 129H259V128H258ZM106 130H107V129H106ZM38 131H40V130H38ZM102 131H103V130H102ZM104 131H105V130H104ZM206 131H207V130H206ZM239 131H240V130H239ZM249 131H251V130H249ZM31 132H32V131H31ZM42 132H43V130H42ZM207 132H209V131H207ZM29 133H30V132H29ZM38 133H39V132H38ZM54 133H55V132H54ZM113 133H114V132H113ZM238 133H239V132H238ZM240 133H241V132H240ZM256 133H257V132H256ZM258 133H259V131H258ZM30 134L33 135L34 133L32 132V133H30ZM36 134H37V133H36ZM41 134H42V133H41ZM45 134H47V133H45ZM261 134H262V133H261ZM42 135H44V134H42ZM202 135H204V134H202ZM238 135H239V134H238ZM243 135H244V134H243ZM257 135H258V134H257ZM27 136H28V135H27ZM33 136H34V135H33ZM258 136H259V135H258ZM43 137H44V136H43ZM53 138H54V137H53ZM257 138H258V137H257ZM172 140H173V139H172ZM185 140H186V139H185ZM191 140H192V139H191ZM224 140L226 141L227 139H224ZM249 140H250V139H249ZM257 140H258V139H257ZM24 141H25V140H24ZM186 141H187V140H186ZM228 141H229V139H228ZM30 142H31V141H30ZM38 142H39V141H38ZM52 142H53V141H52ZM249 142H250V141H249ZM236 143H237V142H236ZM232 144H233V143H232ZM246 145H247V144H246ZM58 146H59V145H58ZM83 147H84V146H83ZM86 148H88V147H86ZM261 148H262V147H261ZM79 149H80V148H79ZM94 149H95V148H94ZM144 149H145V148H144ZM222 149H223V148H222ZM225 149H226V147H225ZM151 150H152V149H151ZM92 151H93V150H92ZM92 151H91V152H92ZM218 151H219V150H218ZM242 151H243V150H242ZM234 152H235V151H234ZM64 153H65V152H64ZM81 153H82V152H81ZM217 153H218V152H217ZM220 153H221V151H220ZM222 153H223V152H222ZM61 154H62V153H61ZM224 154H225V153H224ZM229 154H230V152H229ZM258 154H259V153H258ZM149 155H150V154H149ZM208 155H209V154H208ZM211 155H213V154H211ZM232 155H233V154H232ZM234 155H235V154H234ZM234 155H233V156H234ZM263 155H264V154H263ZM95 156H96V155H95ZM140 156H141V155H140ZM215 156H216V155H215ZM235 156H236V155H235ZM2 157H3V156H2ZM221 157H222V155H221ZM241 157H242V156H241ZM3 158H4V157H3ZM62 158H63V157H62ZM169 158H170V157H169ZM197 158H198V157H197ZM0 159H1V156H0ZM210 159H211V158H210ZM1 160H2V159H1ZM165 160H168V159H165ZM199 160H200V159H199ZM203 160H204V159H203ZM215 160H216V159H215ZM217 160H218V159H217ZM243 160H245V159H243ZM36 161H37V160H36ZM64 161H65V160H64ZM68 161H69V160H68ZM209 161H210V160H209ZM213 161H214V160H213ZM218 161H219V160H218ZM254 161H255V158H254ZM11 162H12V161H11ZM32 162H33V161H32ZM41 162H42V161H41ZM72 162H73V161H72ZM120 162H121V161H120ZM191 162H192V161H191ZM216 162H217V161H216ZM12 163H13V162H12ZM68 163H69V162H68ZM74 163H75V162H74ZM210 163H211V162H210ZM220 163H222V162H220ZM256 163H257V162H256ZM13 164H14V163H13ZM19 164H20V163H19ZM75 164H77V163H75ZM189 164H190V163H189ZM214 164H215V163H214ZM235 164H236V162H235ZM8 165H9V164H8ZM15 165H16V164H15ZM25 165H26V164H25ZM36 165H37V164H36ZM64 165H65V163H64ZM83 165H84V164H83ZM178 165H179V164H178ZM218 165H220V164L218 163ZM13 166H14V165H13ZM19 166H20V165H19ZM23 166H24V165H23ZM23 166H22V167H23ZM41 166H42V165H41ZM222 166H224V165H222ZM239 166H240V165H239ZM261 166H262V165H261ZM263 166H264V164H263ZM22 167H21L20 171L22 170ZM51 167H52V166H51ZM82 167H83V166H82ZM179 167H180V166H179ZM186 167H189V166L187 165ZM216 167H217V166H216ZM220 167H221V165H220ZM256 167H257V166H256ZM23 168H24V167H23ZM26 168H27V167H26ZM34 168H35V167H34ZM167 168H168V167H167ZM207 168H208V167H207ZM207 168H206V169H207ZM242 168H244V167H242ZM252 168H253V167H252ZM11 169H12V168H11ZM24 169H25V168H24ZM30 169H33L32 166L30 167ZM195 169H196V168H195ZM214 169H215V168H214ZM246 169H247V168H246ZM261 169H262V168H261ZM80 170H81V169H79V171H80ZM170 170H172V167H171V169H170V167H169V171H170ZM175 170H177V169H175ZM210 170H211V169H210ZM215 170H216V169H215ZM249 170H250V169H249ZM10 171H11V170H10ZM13 171H14V169H13ZM20 171H19V172H20ZM23 171H24V170H23ZM37 171H38V170H37ZM97 171H98V170H97ZM183 171H184V170H183ZM188 171H189V170H188ZM188 171H187V172H188ZM190 171H191V170H190ZM190 171H189V172H190ZM244 171H246V170H244ZM21 172H22V171H21ZM35 172H36V171H35ZM58 172H59V171H58ZM62 172H63V171H62ZM85 172H86V171H85ZM87 172H88V171H87ZM170 172H173V171H170ZM207 172L210 173L209 171H207ZM207 172H206V173H207ZM217 172H218V171H217ZM250 172H251V171H250ZM7 173H9V171H7ZM81 173H82V172H81ZM88 173H89V172H88ZM95 173H96V172H95ZM95 173H94V174H95ZM105 173H106V172H105ZM136 173H137V172H136ZM162 173H163V172H162ZM162 173H161V174H162ZM184 173H185V172H184ZM192 173H193V172H192ZM199 173H200V172H199ZM34 174H35V173H34ZM34 174H33V175H34ZM168 174H169V172H168ZM248 174H249V173H248ZM248 174H247V175H248ZM2 175H3V174H2ZM4 175H5V174H4ZM96 175H97V174H96ZM135 175H136V174H135ZM155 175H156V174H155ZM174 175H175V174H174ZM191 175H193V174H191ZM227 175H228V174H227ZM254 175H255V174H254ZM80 176H82V175H80ZM105 176H106V175H105ZM2 177H3V176H2ZM37 177H38V176H37ZM50 177H51V176H50ZM94 177H95V175H94ZM96 177H97V176H96ZM135 177H137V176H135ZM191 177H192V176H191ZM205 177H206V176H205ZM208 177H209V176H208ZM223 177H224V176H223ZM223 177H221V178H223ZM229 177H230V176H229ZM6 178H7V177H6ZM105 178H106V177H105ZM127 178H128V177H127ZM137 178H138V177H137ZM152 178H153V177H152ZM170 178H171V177H170ZM178 178H179V177H178ZM187 178H188V177H187ZM194 178H195V177H194ZM221 178L219 177L220 181L222 182V180H223L224 178H223L222 180H221ZM227 178H228V177H227ZM4 179H5V178H4ZM81 179H82V178H81ZM92 179H93V178H92ZM129 179H130V178H129ZM138 179H139V178H138ZM215 179H216V178H215ZM245 179H246V178H245ZM260 179H261V178H260ZM8 180H9V179H8ZM26 180H27V179H26ZM35 180H36V179H35ZM39 180H40V179H39ZM43 180H44V179H43ZM162 180H163V179H162ZM176 180H177V179H176ZM184 180H185V179H184ZM199 180H200V181H199ZM199 180H198L197 182H198V183L200 182V184H201L202 176H201V179H199ZM226 180H227V179H226ZM231 180H232V179H231ZM36 181H37V180H36ZM44 181H45V180H44ZM76 181H77V180H76ZM81 181H82V180H81ZM83 181H84V180H83ZM83 181H82V182H83ZM87 181H88V179H87ZM117 181H118V180H117ZM132 181H133V180H132ZM164 181H165V180H164ZM174 181H175V180H174ZM177 181H178V180H177ZM189 181H190V179H189ZM203 181H204V180H203ZM232 181H233V180H232ZM232 181H231V182H232ZM237 181H238V180H237ZM243 181H244V180H243ZM79 182H80V181H79ZM100 182H101V181H100ZM217 182H219V181H217ZM228 182H229V181H228ZM258 182H259V181H258ZM9 183H10V182H9ZM53 183H54V182H53ZM110 183H111V182H110ZM126 183H128V182H126ZM130 183H131V182H130ZM135 183H136V182H135ZM169 183H170V182H169ZM219 183H220V182H219ZM256 183H257V182H256ZM80 184H81V182H80ZM83 184H84V183H83ZM83 184H81V185H83ZM137 184H138V183H137ZM232 184H233V183H232ZM232 184H231V185H232ZM262 184H263V182H262ZM66 185H67V184H66ZM127 185H128V184H127ZM127 185H126V186H127ZM157 185H158V184H157ZM170 185H171V184H170ZM170 185H168V186H170ZM176 185H177V184H176ZM202 185H203V184H202ZM206 185H207V184H206ZM216 185H217V187H218V184H216ZM225 185H227V183H226ZM234 185H236V184H234ZM42 186H43V185H42ZM74 186H75V185H74ZM77 186H78V185H77ZM114 186H116V185H114ZM123 186H124V185H123ZM126 186H124V187H126ZM165 186H166V185H165ZM221 186H223V184H222ZM227 186H228V185H227ZM19 187H20V186H19ZM91 187H92V186H91ZM95 187H96V186H95ZM95 187H94V188H95ZM109 187H110V186H109ZM117 187H118V186H117ZM121 187H122V186H121ZM129 187H130V186H129ZM129 187H127V190L129 189ZM191 187H192V186H191ZM225 187H226V186H225ZM225 187H224V188H225ZM231 187H232V186H231ZM238 187L241 188V185H239ZM7 188H9V187H7ZM79 188H80V187H79ZM94 188H93V189H94ZM103 188H104V187H103ZM103 188H102V189H103ZM146 188H147V186H146ZM181 188H182V187H181ZM200 188H202V187H200ZM219 188H220V186H219ZM219 188H218V189H219ZM221 188H222V187H221ZM47 189H48V188H47ZM80 189H81V188H80ZM80 189H79V190H80ZM96 189H97V188H96ZM102 189H101V190H102ZM123 189H125V188H123ZM130 189H131V187H130ZM130 189H129V190H130ZM231 189H232V188H231ZM236 189H237V186H236ZM238 189H239V188H238ZM238 189H237V190H238ZM44 190H45V189H44ZM66 190H67V189H66ZM66 190H65V191H66ZM79 190H78V191H79ZM94 190H95V189H94ZM116 190H117V189H116ZM119 190H120V189H119ZM127 190H125V191H127ZM153 190H154V189H153ZM197 190L199 191V189H197ZM207 190H208V189H207ZM207 190H206V191H207ZM232 190H233V189H232ZM37 191H39V189H38ZM45 191H46V190H45ZM104 191H105V190H104ZM114 191H115V190H114ZM123 191H124V190H123ZM179 191H180V190H179ZM182 191H183V190H182ZM191 191H192V190H191ZM200 191H201V190H200ZM215 191H217V189H216ZM219 191H221V189H219ZM263 191H264V190H263ZM3 192H4V191H3ZM55 192H56V191H55ZM73 192H74V191H73ZM80 192H81V191H80ZM96 192H97V191H96ZM128 192H129V191H128ZM193 192H194V191H193ZM207 192H208V191H207ZM40 193H41V192H40ZM42 193H43V192H42ZM68 193H69V192H68ZM132 193H133V192H132ZM194 193H195V192H194ZM214 193H215V192H214ZM217 193H218V192H217ZM38 194H39V193H38ZM77 194H78V193H77ZM83 194H84V193H83ZM179 194H181V192H180ZM197 194H198V193H197ZM202 194H203V193H202ZM202 194H201V195H202ZM208 194H209V193H208ZM239 194H240V193H239ZM254 194H255V193H254ZM4 195H5V194H4ZM67 195H68V194H67ZM114 195H115V194H114ZM169 195H170V194H169ZM182 195L184 196V193H183ZM190 195H191V194H190ZM195 195H196V194H195ZM199 195H200V194H199ZM212 195H213V194H212ZM250 195H252V193H251ZM70 196H71V194H70ZM176 196H177V195H176ZM187 196H188V195H187ZM187 196H186V198H187ZM191 196H192V195H191ZM202 196H203V195H202ZM209 196H211V194H210ZM232 196H234V195H232ZM236 196H237V194H236ZM240 196H241V195H240ZM11 197H12V196H11ZM68 197H69V196H68ZM75 197H76V196H75ZM85 197H86V196H85ZM104 197H105V196H104ZM113 197H114V196H113ZM129 197H130V196H129ZM154 197H156V196H154ZM167 197H168V196H167ZM197 197H198V196H197ZM206 197H207V196H206ZM206 197H205V199H206ZM213 197H214V196H213ZM241 197H242V196H241ZM241 197H240V198H241ZM253 197H254V196H253ZM5 198H6V197H5ZM80 198H81V197H80ZM158 198H160V197H158ZM168 198H169V197H168ZM181 198H182V197H181ZM194 198H196V197H194ZM222 198H223V197H222ZM242 198H243V197H242ZM16 199H17V198H16ZM31 199H32V201H31L32 203H33V201H34V202H42V198L39 197V196H36V195H33V196L31 197ZM93 199H94V198H93ZM150 199H151V198H150ZM183 199H184V198H183ZM200 199H201V198H200ZM200 199H199V200H200ZM213 199H214V198H213ZM224 199H225V198H224ZM232 199H233V197H232ZM0 200H1V199H0ZM72 200H73V199H72ZM97 200H98V199H97ZM97 200H96V201H97ZM102 200H104V199H102ZM108 200H109V199H108ZM111 200H112V199H111ZM199 200H198V201H199ZM218 200L220 201V198H219ZM235 200H236V199H235ZM1 201L3 202V200H1ZM7 201H10V200H7ZM7 201H6V202H7ZM15 201H16V200H15ZM18 201H19V200H18ZM49 201H50V200H49ZM73 201H74V200H73ZM105 201H107V200H105ZM105 201H104V202H105ZM112 201H113V200H112ZM118 201H119V200H118ZM145 201H146V200H145ZM185 201H186V199H185L184 201H181V202L184 203ZM189 201H190V200H189ZM195 201H197V200L195 199ZM201 201H203V200H201ZM224 201H225V200H224ZM224 201H223V202H224ZM236 201H237V200H236ZM252 201H253V200H252ZM94 202H95V201H94ZM99 202H100V200H99ZM110 202H111V201H110ZM113 202H115V201H113ZM150 202H151V201H150ZM214 202H215V201H214ZM217 202H218V201H217ZM232 202H233V201H232ZM10 203H11V202H10ZM79 203H80V202H79ZM132 203H133V202H132ZM183 203H182V204H183ZM190 203H192V202H190ZM190 203H189V204H190ZM196 203H197V202H195V204H194L195 207H196ZM219 203H220V202H219ZM239 203H240V202H239ZM256 203H257V202H256ZM11 204H12V203H11ZM76 204H78V203H76ZM116 204H117V202H116ZM122 204H123V203H122ZM171 204H172V203H171ZM174 204H175V203H174ZM179 204H181V203H179ZM187 204H188V203H187ZM215 204H217V203H215ZM7 205H8V204H7ZM85 205H86V204H85ZM108 205H110V204L108 203ZM139 205H141V204H139ZM184 205H186V204H184ZM184 205H183V206L181 205V207H184ZM212 205H213V204H212ZM226 205H227V204H226ZM228 205H229V204H228ZM3 206H4V205H3ZM29 206H32V205H29ZM40 206H42V205H40ZM50 206H51V205H50ZM57 206H58V205H57ZM99 206H100V205H99ZM135 206H136V205H135ZM154 206H156V205H154ZM164 206H165V204H164ZM261 206H262V205H261ZM101 207H103V206H101ZM152 207H153V206H152ZM159 207H160V206H158V208H159ZM168 207H169V206H168ZM195 207H193V208H195ZM197 207L200 209V207H199L198 205H197ZM214 207H217V206L214 205ZM226 207H228V206H226ZM30 208H31V207H30ZM40 208L42 209V207H40ZM73 208H74V207H73ZM112 208H113V207H112ZM141 208H142V207H141ZM143 208H144V207H143ZM149 208H150V207H149ZM166 208H167V207H166ZM170 208H171V207H170ZM185 208L187 209V207H185ZM229 208H230V206H229ZM5 209H6V208H5ZM14 209H15V208H14ZM51 209H53V208H51ZM55 209H56V208H54V210H55ZM76 209H77V208H76ZM85 209H86V207H85ZM173 209H174V208H173ZM199 209H198V211L201 212V209H200V210H199ZM219 209H221V208H219ZM231 209H232V208H231ZM231 209H230V210H231ZM243 209H245L244 206H243ZM28 210H29V209H28ZM100 210H101V209H100ZM139 210H140V208H139ZM142 210H143V209H142ZM147 210H148V209H147ZM152 210H154V209H152ZM170 210H171V209H170ZM178 210H179V209H178ZM181 210H182V209H181ZM184 210H185V209H184ZM194 210H197V209H194ZM194 210H193V212H194ZM9 211H10V210H9ZM32 211H33V210L31 209V210L27 211V213L25 214V217H24V218L27 220V222H30V221L32 220V218H33V212H32ZM55 211H56V210H55ZM144 211H145V210H144ZM148 211H149V210H148ZM167 211H168V210H167ZM190 211H191V210H190ZM198 211H196V212L198 213ZM202 211H203V210H202ZM209 211H210V210H209ZM219 211H221V210H219ZM224 211H225V210H224ZM234 211H235V210H234ZM50 212H51V211H50ZM52 212H53V211H52ZM156 212H157V211H156ZM158 212H159V211H158ZM176 212H177V211L173 212L174 214H173V213H172V214L175 215ZM178 212H179V211H178ZM191 212H192V211H191ZM193 212H192V213H193ZM55 213H56V212H55ZM180 213H181V212H180ZM197 213H196V214H197ZM202 213H203V212H202ZM50 214H51V213H50ZM87 214H88V213H87ZM95 214H96V213H95ZM127 214H128V213H127ZM163 214H166L165 211H164ZM186 214H187V213H186ZM193 214H194V213H193ZM193 214H192V215H193ZM199 214H201V213H199ZM219 214H220V215H219ZM221 214H222V213L218 212V216L221 217ZM9 215H10V214H9ZM51 215H53V214H51ZM156 215H157V214H156ZM207 215H209V214H207ZM246 215H247V214H246ZM249 215H250V214H248L247 216H249ZM84 216H85V215H84ZM175 216H176V215H175ZM186 216H187V215H186ZM188 216H189V215H188ZM196 216H197V215H196ZM218 216H217V217H218ZM223 216H225V215H223ZM233 216H234V214H233ZM243 216H244V215H243ZM52 217H53V216H52ZM137 217H138V216H137ZM145 217H147V216H145ZM167 217H168V216H166V218H167ZM189 217H191V216H189ZM213 217H214V216H213ZM241 217H242V216H241ZM22 218H23V217H22ZM91 218H92V217H91ZM105 218H106V217H105ZM105 218H104V219H105ZM139 218H140V217H139ZM172 218H174V216H173ZM192 218H193V217H192ZM206 218H207V216H206ZM209 218L211 219V216H210ZM244 218H245V217H244ZM50 219H51V218H50ZM85 219H86V218H85ZM130 219H131V218H130ZM212 219H214V218H212ZM256 219H257V218H256ZM19 220H20V219H19ZM87 220H88V219H87ZM107 220H108V219H107ZM137 220H138V218H137ZM140 220H141V219H140ZM143 220H145V219H143ZM146 220H147V219H146ZM148 220H151V219L149 218ZM148 220H147V221H148ZM196 220H197V219H196ZM227 220H228V219H227ZM231 220H232V219H231ZM22 221H23V220H22ZM24 221H25V220H24ZM66 221H67V220H66ZM69 221H70V220H69ZM83 221H84V220H83ZM133 221H135V220H133ZM138 221H139V220H138ZM138 221H136V222H138ZM151 221H153V220H151ZM155 221H156V220H155ZM159 221H160V220H159ZM200 221H201V220H200ZM200 221H199V222H200ZM212 221H213V220H212ZM214 221H215V220H214ZM222 221H223V220H222ZM229 221H230V219H229ZM229 221H228V222H229ZM250 221H251V220H250ZM256 221H257V220H256ZM256 221H255V222H256ZM67 222H68V221H67ZM77 222H78V221H77ZM109 222H110V221H109ZM117 222H118V221H117ZM124 222H125V221H124ZM144 222H145V221H144ZM149 222H150V221H149ZM193 222H194V221H193ZM193 222H192V224H193ZM199 222H198V224H199ZM0 223H1V222H0ZM7 223H8V222H7ZM23 223H24V222H23ZM23 223H22V224H23ZM25 223H26V222H25ZM40 223H41V222H40ZM40 223H39V224H40ZM50 223H51V222H50ZM62 223L64 224V220H63ZM139 223H140V222H139ZM185 223H187V221H186ZM196 223H197V222H196ZM196 223L194 222V224H196ZM236 223H237V222H236ZM42 224H43V223H41L40 225H42ZM63 224H62V225H63ZM71 224H72V223H71ZM149 224H150V223H149ZM158 224H159V223H158ZM161 224H162V223H161ZM238 224H239V222H238ZM6 225H7V224H6ZM12 225H13V224H12ZM20 225H21V223H20ZM24 225H25V224H24ZM24 225H22L23 227H21V228H23V232H22V233L25 234V235H27V234L30 233V231H31L32 229L30 230V225H25V226H24ZM35 225H36V224H35ZM74 225H75V224H74ZM85 225H86V224H85ZM172 225H173V224H172ZM174 225H175V224H174ZM179 225H180V224H179ZM255 225H256V223H255ZM17 226H18V225H17ZM60 226H61V225H60ZM68 226H69V225H68ZM139 226H140V225H139ZM150 226H151V225H150ZM190 226H191V225H190ZM193 226H194V225H193ZM217 226H218V225H217ZM226 226H227V225H226ZM36 227L40 229V226H39V227L36 226ZM43 227H44V226H43ZM43 227L41 226V230L44 231L45 227H44V229H43ZM158 227H159V229H160V226H158ZM162 227H164V226H162ZM171 227H172V226H171ZM201 227H202V226H201ZM203 227H204V226H203ZM203 227H202V228H203ZM220 227H221V226H220ZM229 227H230V226H229ZM2 228H3V227H2ZM18 228H19V227H18ZM31 228H32V227H31ZM75 228H76V225H75ZM165 228H167V227H165ZM181 228H182V227H181ZM181 228H180V229H181ZM189 228H190V227H189ZM227 228H228V227H227ZM34 229H35V228H34ZM60 229H61V228H60ZM142 229H143V228H142ZM170 229H171V228H170ZM170 229H169V230H170ZM177 229H178V227H177ZM224 229H225V228H224ZM47 230H48V228H47V226H46V230H45V231H47ZM83 230H84V229H83ZM98 230H99V229H98ZM133 230H134V229H133ZM175 230H176V229H175ZM204 230H205V229H204ZM222 230H223V229H222ZM228 230H229V229H228ZM21 231H22V230H21ZM37 231H38V230H37ZM43 231H42V232H43ZM45 231H44V232H45ZM61 231H62V230H61ZM73 231H74V230H73ZM77 231H78V230H77ZM90 231H91V229H90ZM92 231H93V230H92ZM109 231H110V230H109ZM121 231H122V230H121ZM155 231H156V229H155ZM162 231H165V230L163 229ZM177 231H178V230H177ZM191 231H192V230H191ZM191 231H190V232H191ZM0 232H1V231H0ZM28 232H29V233H28ZM35 232H36V231H35ZM39 232H40V231H39ZM42 232L40 233V235H42ZM44 232H43V233H44ZM58 232H59V231H58ZM79 232H80V231H79ZM81 232H82V231H81ZM87 232H89V231H87ZM87 232H86V233H87ZM122 232H123V231H122ZM128 232H129V231H128ZM173 232H174V231H173ZM181 232H182V231H181ZM181 232H180V233H181ZM183 232H184V231H183ZM207 232H208V231H207ZM5 233H6V232H5ZM45 233L47 234L48 232H45ZM55 233H56V232H55ZM60 233H61V232H60ZM133 233H134V232H133ZM154 233H155V232H154ZM169 233H170V232H169ZM169 233H167L166 235H168ZM176 233H177V232H176ZM210 233H211V232H210ZM214 233H215V232H214ZM217 233H218V232H217ZM230 233H231V232H230ZM232 233H233V232H232ZM36 234H38V237H39V233L37 232ZM80 234H81V233H80ZM87 234H88V233H87ZM91 234H92V233H91ZM91 234H90V235H91ZM151 234H152V233H151ZM163 234H164V233H163ZM206 234H207V233H205V235H206ZM19 235H20V233H19ZM29 235H30V234H29ZM48 235H49V234H48ZM54 235H55V234H54ZM54 235H52V237H53ZM78 235H79V234H78ZM94 235H95V234H94ZM94 235H93V236H94ZM130 235L133 236L134 234L132 235V233H130ZM139 235H140V234H139ZM141 235H142V234H141ZM148 235H149V234H148ZM154 235H155V234H154ZM157 235H158V233H157ZM166 235L164 234V236H166ZM169 235H171V234H169ZM175 235H176V234H175ZM182 235H184V233H183ZM252 235H253V234H252ZM2 236H3V235H2ZM6 236H7V234H6ZM21 236H22V235H21ZM31 236H33V234H31ZM43 236L45 237L46 235H43ZM131 236H130L129 238H131ZM158 236H159V235H158ZM158 236H157V237H158ZM186 236H187V235H186ZM210 236H211V235H210ZM221 236H222V235H221ZM8 237H10V235H9ZM26 237H28V236H26ZM29 237H30V236H29ZM35 237H36V235H35ZM35 237H34V238H35ZM44 237L41 238L42 240H44L43 243H45V239H46V238H44ZM52 237H51V240L53 241ZM54 237H57V236L55 235ZM81 237H82V234H81ZM81 237H80V238H81ZM85 237H86V236H85ZM89 237H90V236H89ZM89 237H88V238H89ZM119 237H120V236H119ZM133 237H134V236H133ZM150 237H151V236H150ZM162 237H163V236H161V238H162ZM207 237H209V236H207ZM225 237L227 238V236H225ZM252 237H253V236H252ZM43 238H44V239H43ZM127 238H128V237H127ZM135 238H136V237H135ZM144 238H145V237H144ZM153 238H154V237H153ZM184 238H185V237H184ZM209 238H212V237H209ZM209 238H208V239H209ZM0 239H1V238H0ZM19 239H20V238H19ZM29 239H30V238H29ZM32 239H33V238H32ZM35 239H37V238H35ZM39 239H40V238H39ZM55 239H56V238H55ZM55 239H54V242L57 241V240H59V239H57V240H55ZM82 239H83V238H82ZM145 239H146V238H145ZM151 239H152V238H151ZM151 239H150V240H151ZM157 239H158V238H157ZM166 239H167V238H166ZM168 239H169V237H168ZM253 239H254V238H253ZM1 240H2V239H1ZM4 240H5V239H4ZM33 240H34V239H33ZM33 240H31V242H33ZM51 240H50V242H52ZM78 240H79V238H78ZM85 240H86V239H85ZM122 240H124V239H122ZM128 240H129V241H126V240H125V241H126V244H127L128 242H129V244H130V241H131V240H130V239H128ZM133 240H134V239H133ZM146 240H147V239H146ZM154 240H155V239H154ZM154 240H153V242H154ZM162 240H163V239H162ZM172 240H173V239H172ZM184 240H185V239H184ZM201 240H202V239H201ZM230 240H231V239H230ZM22 241H24V240H22ZM40 241H41V240H40ZM147 241H148V240H147ZM158 241H159V240H158ZM160 241H161V239H160ZM166 241H167V240H166ZM169 241H170V240H169ZM211 241H212V240H211ZM217 241H218V240H217ZM223 241H224V240H223ZM223 241H222V242H223ZM7 242H8V241H7ZM9 242H10V241H9ZM12 242H14V241H12ZM27 242H28V241H27ZM37 242H38V240L35 241L36 244L33 243V245H37V244H38ZM70 242H71V241H70ZM91 242H92V241H91ZM98 242H99V241H98ZM141 242H144V241L141 240L140 243H141ZM190 242H191V241H190ZM239 242H240V240H239ZM241 242H242V241H241ZM15 243H16V242H15ZM25 243H26V242H25ZM39 243H41V242H39ZM48 243H49V241L46 242L47 246L49 247ZM56 243H57V242H55L54 245H57ZM59 243H61V242L58 241V244H59ZM101 243H102V242H101ZM119 243H120V242H119ZM224 243H225V242H224ZM248 243H250V242H248ZM1 244H2V243H1ZM10 244H11V242H10ZM12 244H13V243H12ZM16 244H17V243H16ZM51 244H53V243H51ZM72 244H73V243H72ZM126 244H120V245L118 246V248H116V250H118L119 254H128V255H130L129 250L127 249ZM129 244H127V245H129ZM163 244H164V243H163ZM166 244H167V243L165 242L164 245H166ZM250 244H251V243H250ZM250 244H247V245L249 246ZM13 245H14V244H13ZM30 245H31V244H30ZM54 245H51V246H53V247H52L53 250L55 249V246H54ZM79 245H80V244H79ZM79 245H77V246H79ZM85 245H86V244H85ZM167 245H168V244H167ZM177 245H178V244H177ZM212 245H213V244H212ZM221 245H222V244H221ZM258 245H261V244H258ZM11 246H12V245H11ZM16 246H17V245H16ZM24 246H25V245H24ZM27 246H28V247H27ZM27 246H26V248L29 249V250H24V251L27 252L26 254H27V256H29V255H28V251H29L30 254H32L31 252H33L34 249H32V251H30V247H29V245H27ZM39 246H41V244H38V247H39ZM44 246H45V244H44ZM47 246H46V247H47ZM57 246H58V245H57ZM63 246H64V245H63ZM87 246H88V247L91 246V248L94 249V248H93L94 246H92V245H90V246L87 245ZM109 246H110V245H109ZM172 246H173V245H172ZM179 246H180V245H179ZM183 246H184V249H185V251H186L187 256H188L189 258H191L192 255L194 254V253H193V252H194L193 249H195V248H194L193 246L188 245L187 243H186V244L184 243ZM216 246H217V245H216ZM3 247H4V246H3ZM21 247H22V249H24L23 246H22V244H21ZM41 247H42V246H41ZM73 247H74V246H73ZM110 247H111V246H110ZM222 247H223V246H222ZM251 247H253V246H251ZM261 247H262V245H261ZM16 248L18 249V247H16ZM19 248H20V247H19ZM57 248H58V247H57ZM57 248H56V249H57ZM111 248H112V247H111ZM176 248H177V246H176ZM179 248H180V247H179ZM179 248H178V249H179ZM182 248H183V247H182ZM206 248H207V247H206ZM217 248H218V247H217ZM242 248H243V247H242ZM253 248H254V247H253ZM256 248L259 249L260 247H256ZM17 249H15V250L17 251ZM20 249H21V248H20ZM20 249H18V251H19ZM56 249L54 250L55 253H56ZM65 249H66V248H65ZM79 249H81V248H79ZM82 249H83V248H82ZM113 249H115V247H113ZM260 249H261V248H260ZM12 250H14L13 247H12ZM15 250H14V251H15ZM38 250L41 251V249H38ZM42 250H43V249H42ZM45 250H46V249H45ZM53 250H52V251H53ZM84 250H85V252H86V254H87V250H86V249H84ZM225 250H226V249H225ZM9 251L11 252V249H10ZM21 251H22V250H21ZM52 251H51V252H52ZM57 251H59V249H57ZM78 251H79V250H78ZM80 251H81V250H80ZM80 251H79V252H80ZM88 251H89V248H88ZM90 251H92V250H90ZM93 251H94V250H93ZM93 251H92V253H94ZM114 251H115V250H114ZM155 251H156V250H155ZM155 251L153 250L152 252H155ZM182 251H183V250H182ZM242 251H243V249H242ZM12 252H13V251H12ZM34 252H36V250H34ZM34 252H33V253H34ZM43 252H44V251H43ZM43 252H41V253L39 252V253H40V254H43ZM65 252H66V251H65ZM156 252H157V251H156ZM243 252H244V251H243ZM19 253H20V252H19ZM37 253H38V252L34 253L33 255H35V254H37ZM44 253H45V252H44ZM46 253H48V252L46 251ZM55 253L53 252L54 255H55ZM82 253H83V252H82ZM92 253H91V254H92ZM161 253H162V252H161ZM164 253H165V252H164ZM210 253H211V252H210ZM13 254H14V253H13ZM23 254H24V253H23ZM50 254H51V253H49L48 255L50 256ZM95 254H96V253H95ZM95 254H94V255H95ZM153 254H154V253H153ZM158 254H159V252H158ZM162 254H163V253H162ZM186 254L184 253V256H186ZM239 254H240V253H239ZM14 255H15V254H14ZM37 255H38V254H37ZM45 255H47V254H45ZM45 255L43 254V256H45ZM89 255H90V254H89ZM96 255H97V254H96ZM136 255H137V254H136ZM173 255H174V254H173ZM206 255H207V254H206ZM216 255H217V254H216ZM243 255H244V253H243ZM247 255L250 256V253L247 254ZM39 256H41V255H39ZM65 256H66V255H65ZM87 256H88V255H87ZM91 256H92V255H91ZM97 256H98V257H97ZM97 256H95V259H92L91 257H89V259H92L91 262H90L89 264H100V263H99L100 261L96 259V257L99 259L100 256H99V255H97ZM126 256H127V255H126ZM167 256H168V255H167ZM171 256H172V255H171ZM245 256H246V255H245ZM17 257H18V256H17ZM24 257H25V255H24ZM30 257H32V255H31ZM54 257H55V256H52V257H51L52 260H53ZM75 257H76V256H75ZM75 257L73 256V258H75ZM78 257H80V255H79ZM93 257H94V256H93ZM134 257H135V256H134ZM157 257H158V256H157ZM177 257H178V256H177ZM193 257H195V256H193ZM193 257H192V258H193ZM1 258H2V257H1ZM26 258H27V257H26ZM32 258H33V257H32ZM66 258H67V257H66ZM140 258H142V257H140ZM152 258H154V257H152ZM164 258H165V257H164ZM167 258H168V257H167ZM189 258H188L187 260H191V259H192V258H191V259H189ZM233 258H235V256H234ZM233 258H231V259H233ZM236 258H237V257H236ZM13 259H15V258H13ZM21 259H22V257H21ZM71 259H72V258H71ZM89 259H88V260H89ZM154 259H156V258H154ZM154 259L151 261L152 264L157 262V260H156V262H153ZM158 259H159V258H158ZM181 259H182V258H181ZM195 259H197V258L195 257ZM237 259H239V258H237ZM242 259H243V258H242ZM10 260H11V259H10ZM50 260H51V259H50ZM74 260H75V261H73V259L71 260V261H72L71 264H86L85 262L87 261V260H86V261L82 262V261H80V260H82L81 258H80V260H79L80 262L76 261V259H74ZM84 260H85V259H84ZM185 260H186V259H184L183 261L186 263L187 261H185ZM199 260H200V259H199ZM249 260H250V259H249ZM249 260H247V262H250ZM1 261H2V260H1ZM24 261H25V259H24ZM28 261H29V260H28ZM33 261H34V260H32V262H33ZM42 261H43V260H42ZM112 261H113V260H112ZM141 261H142V259H141ZM144 261H145V262H148V261H146V260H144ZM144 261H143V262H144ZM149 261H150V260H149ZM167 261H169V260H167ZM195 261H197V260H195ZM231 261H232V260H231ZM233 261H237V260H233ZM11 262H12V261H11ZM13 262H14V260H13ZM16 262L18 263V261H16ZM32 262H31V263H32ZM35 262H37V261H35ZM88 262H89V261H88ZM114 262H115V260H114ZM138 262H139V261H138ZM176 262H177V261H176ZM189 262H190V261H189ZM240 262H241V261H240ZM240 262H239V263H240ZM57 263H58V262H57ZM109 263H110V262H109ZM126 263H127V262H126ZM128 263H129V262H128ZM132 263H133V262H132ZM136 263H137V262H136ZM159 263L161 264L160 261H158V264H159ZM190 263H191V262H190ZM198 263H199V262H198ZM243 263H244V262H243ZM252 263H253V262H252ZM13 264H14V263H13ZM65 264H67V263H65ZM106 264H107V263H106ZM117 264H119V263H117ZM129 264H130V263H129ZM134 264H135V263H134ZM141 264H142V263H141ZM145 264H147V263H145ZM148 264H150V263H148ZM156 264H157V263H156ZM170 264H171V263H170ZM192 264H194V261L192 262ZM253 264H254V263H253Z\"/></svg>",
  "mask_w": 264,
  "mask_h": 264
}]
</instances>
